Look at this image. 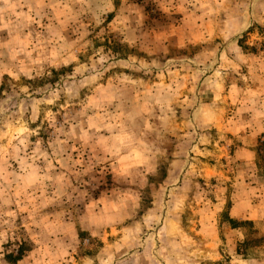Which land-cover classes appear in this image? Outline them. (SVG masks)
Here are the masks:
<instances>
[{"label": "rangeland", "instance_id": "1", "mask_svg": "<svg viewBox=\"0 0 264 264\" xmlns=\"http://www.w3.org/2000/svg\"><path fill=\"white\" fill-rule=\"evenodd\" d=\"M0 264H264V0H0Z\"/></svg>", "mask_w": 264, "mask_h": 264}, {"label": "crops", "instance_id": "2", "mask_svg": "<svg viewBox=\"0 0 264 264\" xmlns=\"http://www.w3.org/2000/svg\"><path fill=\"white\" fill-rule=\"evenodd\" d=\"M247 151H249V149ZM254 211L255 210H252L250 212H246L247 213L246 215H245V213H242V212H240V213H233V215L236 216V217L246 216L248 218H252V220H256V219L258 220L259 218H262V216L254 215Z\"/></svg>", "mask_w": 264, "mask_h": 264}, {"label": "trees", "instance_id": "3", "mask_svg": "<svg viewBox=\"0 0 264 264\" xmlns=\"http://www.w3.org/2000/svg\"><path fill=\"white\" fill-rule=\"evenodd\" d=\"M17 254H18V256H19L20 254H22V253H21V249H18ZM18 256H17L16 258H19Z\"/></svg>", "mask_w": 264, "mask_h": 264}]
</instances>
